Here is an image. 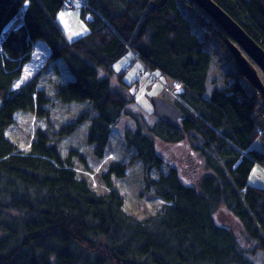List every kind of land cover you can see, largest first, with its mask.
<instances>
[{
	"label": "trees",
	"instance_id": "obj_1",
	"mask_svg": "<svg viewBox=\"0 0 264 264\" xmlns=\"http://www.w3.org/2000/svg\"><path fill=\"white\" fill-rule=\"evenodd\" d=\"M68 1L73 11L80 8L89 27L73 42L57 22L59 14L69 12ZM181 1L0 0V264H256L232 231L237 224L264 256V186L248 182L257 165L264 168V152L251 148L257 137L264 141L256 124L259 108L264 117V99L234 59L222 87H211L213 56L181 11ZM214 2L264 49L263 0ZM40 46L48 49V69L55 70L47 79L57 85L58 101L72 109L74 103L92 106L90 118L76 121L91 122L86 140L73 138L76 124L61 119L37 128L30 144L9 136L19 128L17 113L49 115L41 79L17 86ZM127 56L175 83L173 102L185 112L184 131L160 121L146 128L140 116L133 117L138 129L127 146L137 150L145 167H158L157 140L183 148L191 138L188 152L202 154L206 169L197 177L180 168L184 177L173 171L150 181L165 205L146 221L124 210L112 180L123 174L120 163L102 175L105 193L92 188L75 165L74 150L89 142L102 157L111 122L133 116L127 107L134 99L113 90L109 78Z\"/></svg>",
	"mask_w": 264,
	"mask_h": 264
},
{
	"label": "rangeland",
	"instance_id": "obj_2",
	"mask_svg": "<svg viewBox=\"0 0 264 264\" xmlns=\"http://www.w3.org/2000/svg\"><path fill=\"white\" fill-rule=\"evenodd\" d=\"M71 9V11L59 14L57 17V22L59 26H61L69 42L76 41L89 33L88 23L82 17L80 8L77 6L74 12L73 10L75 7ZM180 9L187 19L190 22L192 21L194 26L196 25L195 32L201 40L209 46L207 48L213 56L210 73L211 87L218 84L222 87L223 77L227 75L226 71H232V67L234 66L232 64L233 58H230V56H232L231 52L225 43L226 41H224L222 37L224 33L223 30L190 0H182L180 2ZM201 19H204L205 25H203ZM207 21L210 25L207 24ZM243 55L247 57L251 65L257 70L261 80L264 82V76L259 67L250 60L249 56L246 55L244 51ZM49 59L50 55L45 46L36 47L32 62L26 67L23 78L17 84V86H21L34 78H37V80L41 79V84L38 87L45 89L50 98V102L46 105L50 112L48 116L44 117L46 119L39 117L37 119L34 114L23 111L15 115L18 122L17 127L19 128H14L15 130L12 129V132L10 131L11 135L9 134V136L17 144H25L26 142L30 144L29 141L34 139L36 135V129H46L47 125L52 123L54 119H61V121L69 124L75 123L77 129L75 130L73 138L77 136L78 140L80 137L86 140L83 134L85 131L90 130L91 122L88 121L89 119L86 122L83 121V123H76V121L80 119L82 115H88V118H90L92 115L89 109L92 108V106L74 103L72 104V109L70 106L58 101L56 96L58 92L57 85H50L47 79L55 73V70L48 69V67H50ZM130 64H132V66ZM113 68L114 74L109 75L113 90L114 88H119L124 97H127V99H134V102L127 107L129 110L133 111L131 112L133 116L124 114L118 121L111 122L107 144L103 148L102 157L96 156V153L93 152V145L88 144V142L82 144V148H78V150L73 149L74 151H78L77 162L74 161L76 162L77 171L83 174V176L92 183V188L104 193L106 191V186H104L102 175L108 173L111 166L114 167V162L120 163L123 168V174L121 176L119 174L113 175L112 180L117 192L124 198V210L136 216L139 220L146 221L151 219L154 215L159 214L162 207L165 205V201L160 197L161 192L159 194L158 190L154 187L152 188L150 181L159 180L161 175L165 177L169 176L170 172L173 171H181L180 168L189 176L195 175L199 177L206 171L203 164L204 157L202 154L195 151L193 154L188 152V144H191V138L183 142V148L178 145H171L157 140L155 144L157 158L159 159L158 167L155 165L149 168L145 167L141 158L137 156V150L134 147L127 146L128 141L138 129V124L133 117L140 116L144 127H152L158 122L151 104L152 99L154 97H164L173 101L174 90L175 88L177 89V86H174L176 85L175 83L163 78L159 71H155L153 74L152 72L145 71L140 64L132 62L130 56L122 59ZM42 72H45V74H41ZM220 78H222L221 82H219ZM243 79L247 81L245 78ZM216 81L217 84L215 83ZM63 83H65V81H63ZM165 85L170 87L168 92L166 91ZM254 90L256 95H261L258 90ZM71 109L73 113L72 117L68 114V110ZM111 119L112 117H110V121ZM256 120L257 126L264 130V117L261 114V108L258 109ZM13 126H16V124ZM28 132L31 136H29ZM262 139V137H257V141H255L251 148L264 152V141ZM72 141L73 140H70V143H73ZM76 144L78 145L77 142ZM62 149L64 153H67L66 151H68V148L62 147ZM71 151L72 150L68 153ZM79 156L85 159V161L80 162ZM83 164H87L85 168ZM182 177H184L183 172ZM248 182L249 185L253 187L264 186V168L257 165L252 171ZM3 198L10 200L11 197L5 195ZM221 207L225 210L222 212L223 216L230 224L236 225L237 222H234V218L229 211L224 206ZM237 225L239 227L234 226L232 231L237 235L242 248L246 249L249 253H253V255L248 256L252 258L256 264H264V256L257 251L253 243L246 240L241 226L239 224Z\"/></svg>",
	"mask_w": 264,
	"mask_h": 264
},
{
	"label": "water",
	"instance_id": "obj_3",
	"mask_svg": "<svg viewBox=\"0 0 264 264\" xmlns=\"http://www.w3.org/2000/svg\"><path fill=\"white\" fill-rule=\"evenodd\" d=\"M212 19L228 36L226 44L242 76L250 86L258 90L264 99V82L257 70L251 65L243 51L249 56L264 76V49L256 44L214 0H190ZM152 107L158 120L168 127L184 131L185 112L174 102L164 97L152 99Z\"/></svg>",
	"mask_w": 264,
	"mask_h": 264
},
{
	"label": "clouds",
	"instance_id": "obj_4",
	"mask_svg": "<svg viewBox=\"0 0 264 264\" xmlns=\"http://www.w3.org/2000/svg\"><path fill=\"white\" fill-rule=\"evenodd\" d=\"M69 2V1H68ZM67 3V2H66ZM198 7V6H197ZM73 8H74V6H73ZM200 9V8H199ZM72 10V9H71ZM71 10H69V11H71ZM224 32V31H223ZM131 66H132V64H131ZM153 74V73H152ZM175 86V85H174ZM178 89H176L175 88V90H174V100L173 101H175L176 99H178V91H177ZM155 98V97H154ZM172 101V102H173ZM152 102V101H151ZM159 121V120H158Z\"/></svg>",
	"mask_w": 264,
	"mask_h": 264
},
{
	"label": "built area",
	"instance_id": "obj_5",
	"mask_svg": "<svg viewBox=\"0 0 264 264\" xmlns=\"http://www.w3.org/2000/svg\"><path fill=\"white\" fill-rule=\"evenodd\" d=\"M71 8H73L72 3L67 2V3H66V9H67V10H71Z\"/></svg>",
	"mask_w": 264,
	"mask_h": 264
},
{
	"label": "bare ground",
	"instance_id": "obj_6",
	"mask_svg": "<svg viewBox=\"0 0 264 264\" xmlns=\"http://www.w3.org/2000/svg\"><path fill=\"white\" fill-rule=\"evenodd\" d=\"M65 8H66V3H65ZM134 63L139 64L137 61L134 60ZM112 262H115V260L112 259ZM135 264V263H134Z\"/></svg>",
	"mask_w": 264,
	"mask_h": 264
},
{
	"label": "crops",
	"instance_id": "obj_7",
	"mask_svg": "<svg viewBox=\"0 0 264 264\" xmlns=\"http://www.w3.org/2000/svg\"><path fill=\"white\" fill-rule=\"evenodd\" d=\"M74 12V11H73Z\"/></svg>",
	"mask_w": 264,
	"mask_h": 264
}]
</instances>
